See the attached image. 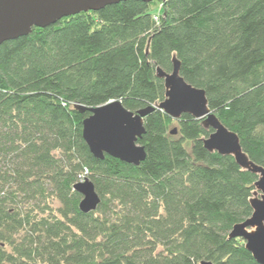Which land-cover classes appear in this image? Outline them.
Masks as SVG:
<instances>
[{"label": "trees", "instance_id": "16d2710c", "mask_svg": "<svg viewBox=\"0 0 264 264\" xmlns=\"http://www.w3.org/2000/svg\"><path fill=\"white\" fill-rule=\"evenodd\" d=\"M174 58L264 166V0L120 1L0 45V264H261L230 235L260 176L210 150L202 119L157 107ZM113 100L156 107L138 165L83 137L79 105ZM85 178L101 198L88 212Z\"/></svg>", "mask_w": 264, "mask_h": 264}, {"label": "water", "instance_id": "95a60500", "mask_svg": "<svg viewBox=\"0 0 264 264\" xmlns=\"http://www.w3.org/2000/svg\"><path fill=\"white\" fill-rule=\"evenodd\" d=\"M120 1L129 0H0V45L29 34L34 27L53 25L66 16L98 11ZM180 66V61L174 58L171 72L157 68L158 76L165 80L166 88V98L157 107L176 118L189 113L202 119L205 126L213 130L204 139V144L210 150L234 155L237 163L260 176L256 183L260 194L255 193L251 199L253 213L243 222L235 224L230 235L242 237L247 249L259 263L264 264V166L257 165L245 154L238 133L231 131L211 111L206 90L184 79ZM79 108L90 112L83 122V137L92 153L100 158H104L107 153L135 165L144 160L146 151L139 139L145 133V117L156 107L148 106L133 112L120 100H113L102 106L88 108L79 105ZM171 133L176 134L177 129L174 128ZM75 189L83 195L79 204L83 212L98 207L100 194L90 179L85 178L76 183Z\"/></svg>", "mask_w": 264, "mask_h": 264}, {"label": "rangeland", "instance_id": "374dc122", "mask_svg": "<svg viewBox=\"0 0 264 264\" xmlns=\"http://www.w3.org/2000/svg\"><path fill=\"white\" fill-rule=\"evenodd\" d=\"M161 8H162V4L160 3L159 5H157L156 10H157L158 12H160Z\"/></svg>", "mask_w": 264, "mask_h": 264}]
</instances>
